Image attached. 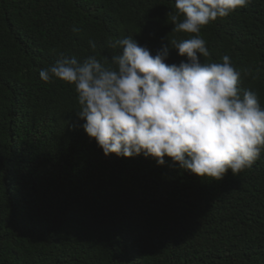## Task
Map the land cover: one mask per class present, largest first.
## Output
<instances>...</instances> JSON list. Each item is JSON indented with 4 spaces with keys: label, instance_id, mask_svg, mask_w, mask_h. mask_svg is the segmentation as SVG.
Instances as JSON below:
<instances>
[{
    "label": "trees",
    "instance_id": "1",
    "mask_svg": "<svg viewBox=\"0 0 264 264\" xmlns=\"http://www.w3.org/2000/svg\"><path fill=\"white\" fill-rule=\"evenodd\" d=\"M176 14L175 0H0V264H264V152L220 181L168 157L105 156L74 86L40 78L61 55L119 54L109 41L155 55L191 38L172 32ZM200 35L202 61L230 56L264 107V0ZM182 60L170 49L167 63Z\"/></svg>",
    "mask_w": 264,
    "mask_h": 264
},
{
    "label": "clouds",
    "instance_id": "2",
    "mask_svg": "<svg viewBox=\"0 0 264 264\" xmlns=\"http://www.w3.org/2000/svg\"><path fill=\"white\" fill-rule=\"evenodd\" d=\"M252 2L175 0L172 32L191 38L168 36L155 55L131 37L109 41L119 54L103 61L89 55L82 62L61 55L40 70V78L74 86L77 115L105 156L143 154L158 165L168 157L183 170L214 181L229 170L237 175L264 152V107L254 91L240 87L242 72L230 56L224 55L222 63L202 61L210 51L200 33ZM89 44L95 50V42ZM170 49L187 60L167 63ZM248 74L245 69L243 75Z\"/></svg>",
    "mask_w": 264,
    "mask_h": 264
}]
</instances>
